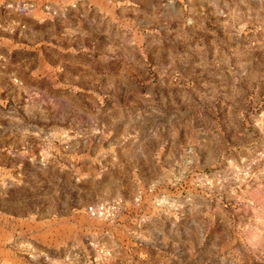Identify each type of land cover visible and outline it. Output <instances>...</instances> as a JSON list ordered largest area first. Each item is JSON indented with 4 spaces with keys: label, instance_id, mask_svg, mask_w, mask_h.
I'll use <instances>...</instances> for the list:
<instances>
[{
    "label": "rangeland",
    "instance_id": "1",
    "mask_svg": "<svg viewBox=\"0 0 264 264\" xmlns=\"http://www.w3.org/2000/svg\"><path fill=\"white\" fill-rule=\"evenodd\" d=\"M0 264H264V0H0Z\"/></svg>",
    "mask_w": 264,
    "mask_h": 264
}]
</instances>
